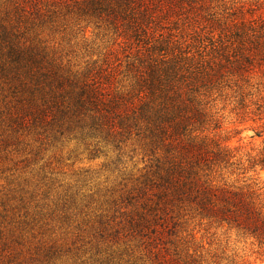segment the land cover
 <instances>
[{
  "label": "trees",
  "instance_id": "1",
  "mask_svg": "<svg viewBox=\"0 0 264 264\" xmlns=\"http://www.w3.org/2000/svg\"><path fill=\"white\" fill-rule=\"evenodd\" d=\"M75 30L100 41L94 58L41 35ZM1 97L0 153L29 118L35 158L78 140L92 158L114 153L119 173L62 238L46 232L75 222L70 188L30 192L34 261L237 264L212 246L218 231L264 261V0H0ZM246 120L262 138L248 151L229 128ZM47 168L34 186L58 190ZM26 185H0V264L29 261Z\"/></svg>",
  "mask_w": 264,
  "mask_h": 264
},
{
  "label": "rangeland",
  "instance_id": "2",
  "mask_svg": "<svg viewBox=\"0 0 264 264\" xmlns=\"http://www.w3.org/2000/svg\"><path fill=\"white\" fill-rule=\"evenodd\" d=\"M21 24L23 25L22 31H24L29 40V18L25 19V21L23 20ZM76 31L78 30H75L72 34L57 32L55 34L50 33L48 35L43 33L41 35L44 39L46 38V40L51 41L54 47H59L64 53L70 54L71 57L73 56V59L76 61L82 62L94 58L92 53L99 51L98 45L100 41L98 39L94 40L95 36L91 30L87 31L89 40L86 42L82 39L81 33ZM85 45L88 47L86 48ZM2 101L3 97H1L0 106L4 108ZM258 125L259 123L252 120H246L235 125L229 124V128L237 127L242 129L241 133L235 134L231 143L244 145L246 151L252 147L257 148L261 144L262 138L257 136L252 137V135L255 134V128ZM20 136L19 142L16 138L10 140L5 144L6 146H4L3 151L0 153V167L9 168V170L0 171V185L13 187L18 182L25 183L26 180L27 185L25 190L28 208L26 212H19L22 216L26 214L25 220L29 221V233L27 234L29 239V261L25 264H40L38 261L33 260L34 241L37 240L33 238V234L42 235L36 232L39 230L38 223L31 222L35 201L30 200V192L33 190L38 193L50 191L47 197L55 199L57 193L64 194L66 187L70 188V193L80 204L79 208L75 211L76 217H72L75 218V222H53V226L46 232L48 237L52 236L51 239L53 237L62 238L66 237V230H71L82 222V217L86 216V214L92 215L93 208L98 206L97 202L102 203L105 198L104 195L117 182L119 173L106 167L111 156H114V153L109 151L106 155L99 154L92 158L89 150L85 149L82 144H78V140H73L68 144L59 145L58 147H49L47 151H43L40 156L35 158L34 153L29 151V118L21 130ZM45 165L48 167L49 175L54 178L57 177L60 181L61 188L58 190L53 191L50 188H44V186H34V182L40 177L38 176V172ZM259 176L264 181V170L259 172ZM62 185H65V187ZM18 194L19 192H15L16 196ZM91 201L94 203H90ZM50 205L53 206L52 204ZM80 210H82L81 213ZM69 225L71 227L66 229V226ZM200 235L201 233L198 234V237ZM205 240L208 241L207 239ZM212 246H220L219 250L221 251L224 249V254L229 259L224 260L225 262L234 260L237 264H264V261L252 252L251 247L239 242L234 234L228 237L218 231L213 239ZM67 264H72V260L68 261Z\"/></svg>",
  "mask_w": 264,
  "mask_h": 264
}]
</instances>
